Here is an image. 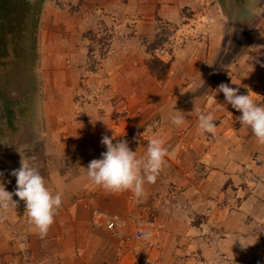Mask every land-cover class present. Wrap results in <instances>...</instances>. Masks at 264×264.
<instances>
[{"label": "crops", "instance_id": "1", "mask_svg": "<svg viewBox=\"0 0 264 264\" xmlns=\"http://www.w3.org/2000/svg\"><path fill=\"white\" fill-rule=\"evenodd\" d=\"M205 3L46 0L40 21L43 96L37 124L18 130L14 118L11 131L5 129L0 136V150L9 160L0 159V169H6L0 184L6 191L16 190L11 172L21 167L23 158L38 169L53 194H62V204L44 238L26 209L22 217L12 209L0 214V264H23L10 242L16 226L26 234L27 241L17 250L24 251V259L28 252L25 264H106L111 253L121 255L116 264H128L134 258L124 250L122 235L107 229L113 216L162 225L163 241L151 264H207L199 260L206 232L236 212L219 205V189L230 192L232 184L216 166L223 156L242 149L244 140L256 138L249 127L241 126L242 113L217 88L229 84L263 106L264 62L256 60L262 55L255 53L254 41L250 51L225 70L212 69L206 62L213 51L207 54L202 45L195 52L187 37L170 58L160 57L170 62L165 78H160L159 69L149 64L158 52L150 44L160 20L177 22L183 8L196 10ZM218 25L212 27V36ZM213 43L217 49L222 42L213 38ZM213 75L216 83L208 89V76ZM198 113L214 116L215 135L199 131ZM175 114L184 116L183 125L172 123ZM243 129L245 134L240 133ZM104 135L114 137L113 143L126 140L137 158L146 157L152 138L164 139L169 151L166 165L155 183L145 182L139 199L131 191L113 193L88 179V164L106 151L101 144ZM13 199L22 202L15 195ZM224 220L219 230L232 231L221 242V251L235 254L239 227H228Z\"/></svg>", "mask_w": 264, "mask_h": 264}, {"label": "rangeland", "instance_id": "2", "mask_svg": "<svg viewBox=\"0 0 264 264\" xmlns=\"http://www.w3.org/2000/svg\"><path fill=\"white\" fill-rule=\"evenodd\" d=\"M245 1L206 0L205 5H201L200 8L197 6L196 10L188 7L183 8L182 17L177 22L160 20L156 37L150 44V47L157 48L158 52H154L155 58L149 62L152 67L159 69V75H157L162 79L165 78L167 70L162 67L163 61L161 58L168 56L170 58L172 52L182 44L181 39L187 37H190L191 43L189 46L194 48L195 52L202 48V45H204L207 54H211L213 51L214 54L211 60L207 59L206 62V64L210 63L208 66H211L212 69L221 70L223 68L225 70L244 52L248 53L250 51L248 46L254 41H256L255 53H261L262 56L260 57H263L264 0H253L248 4ZM237 6L241 9H238ZM42 13L43 9L41 16ZM38 17L39 13L37 11L28 14L21 24H7L4 29L0 28V136L6 133L4 129L11 131L9 116L6 115L5 109L2 107L1 100L4 97L17 101L14 111L15 117L19 116L15 123L16 129L26 130L30 123H35L38 119L43 96L42 76L40 77L42 70L40 72L38 70L39 67H42L39 63L41 45ZM218 23L219 27L216 28V35L212 36V27ZM213 38L214 40L218 38L219 42H222L217 49L214 48ZM198 39H201L202 42H199ZM258 59L259 56L256 60ZM256 60H253L254 63H256ZM70 63L69 60L66 61L67 65H70ZM165 64L169 65L170 62ZM208 77L207 86L210 89L211 86L215 85L216 77L215 75ZM45 83L46 85L49 84L48 78H46ZM76 96L75 100L77 99ZM261 103L264 106V100ZM237 129H240V125ZM243 131L245 130L243 129L240 133ZM0 159L9 163L8 158L1 150ZM229 164L230 166L226 167ZM216 168L220 171L219 174L222 177L227 175L230 178V181L227 179L228 185L232 184L230 192L225 191V188L219 189L222 192L218 197L219 205H226L229 211L233 208V211L239 212L238 214L231 212V219L227 220L226 217H223L219 223L223 224L225 219L226 226L239 227L238 235L234 236L239 237V241H237L239 247L238 252L235 254H229L226 250L221 251V247L224 245L221 242L229 237L228 233L232 230H219L221 225L217 222L212 230L206 232L207 238L205 241L207 244H204V249H200L199 260L207 264H259V262H262L259 259H262L264 255V144H260L257 138H248L244 140L243 148L239 149L238 152L233 154L231 152L223 156ZM4 170L6 169H0V174L5 173ZM5 175L2 174L1 176ZM13 184L16 185L17 181H14ZM229 197H233V201L229 202ZM11 209L22 217L26 205L24 201L18 202L17 207ZM132 220L137 223L140 222L134 217ZM205 221H207V218H205ZM144 224L145 226L160 227L161 248V242L163 241L162 225L150 220L145 221ZM21 232L22 229L18 226L13 227L10 242L16 257H20L22 263L25 264L28 260V252L26 254L27 259H24L25 257L22 256L24 251H17L20 248L18 244L27 241L26 234ZM225 244L230 246L228 243ZM131 256L135 257L132 260L133 262L130 261L134 264L137 256L133 253H131ZM120 258V254L111 253L109 259L111 261L106 262V264H116L121 260ZM138 259L144 261L143 258L138 257ZM115 260L117 261L112 263ZM151 260L150 258L147 264H151Z\"/></svg>", "mask_w": 264, "mask_h": 264}, {"label": "clouds", "instance_id": "3", "mask_svg": "<svg viewBox=\"0 0 264 264\" xmlns=\"http://www.w3.org/2000/svg\"><path fill=\"white\" fill-rule=\"evenodd\" d=\"M222 92L226 101L242 115L238 118L241 126L249 127L260 144H264V106L254 102L250 94H239V88L221 83L217 88ZM171 121L176 126L184 124V116L175 114ZM198 129L200 132L215 135L217 125L212 114L198 113ZM114 137L104 135L101 144L106 151L101 158L93 159L87 166V177L96 186L107 191L118 193L131 191L136 198L144 195V184L155 183L157 176L166 165L169 155L163 138L155 137L148 142L145 158H137L136 151H132L126 140L120 139L113 143ZM2 175V174H0ZM16 177L17 187L14 192L5 190L0 184V214L8 213L17 207L13 196L19 197L26 205V213L30 222L44 238L54 217L62 204V194L53 192L46 186L44 177L38 169L23 158L21 167L11 172ZM146 233L145 236H149Z\"/></svg>", "mask_w": 264, "mask_h": 264}, {"label": "built area", "instance_id": "4", "mask_svg": "<svg viewBox=\"0 0 264 264\" xmlns=\"http://www.w3.org/2000/svg\"><path fill=\"white\" fill-rule=\"evenodd\" d=\"M107 229L122 235L124 250L137 256L134 264H147L153 252L160 248V227L145 226L144 222L137 223L132 220V217L119 218L113 216L107 223ZM146 233H150V235L146 237ZM138 257L143 258L145 262L139 261Z\"/></svg>", "mask_w": 264, "mask_h": 264}, {"label": "trees", "instance_id": "5", "mask_svg": "<svg viewBox=\"0 0 264 264\" xmlns=\"http://www.w3.org/2000/svg\"><path fill=\"white\" fill-rule=\"evenodd\" d=\"M45 2L46 0H0V28L4 29V26H6L7 24H21L28 14L30 15V13H34L37 11L39 13V27L41 11L44 7ZM259 60L264 62V55L263 57H260ZM161 65L163 68H165V70H167L169 67V65L167 64V66L164 62H162ZM263 257L262 259H259L260 261H262L261 263L259 262V264L264 263Z\"/></svg>", "mask_w": 264, "mask_h": 264}, {"label": "flooded vegetation", "instance_id": "6", "mask_svg": "<svg viewBox=\"0 0 264 264\" xmlns=\"http://www.w3.org/2000/svg\"><path fill=\"white\" fill-rule=\"evenodd\" d=\"M251 1H253V0H246L245 3H247V4L248 3H251ZM1 102H2V107L5 109L6 115H8L10 117V118L8 117V119L10 120V122L12 120H14V118L15 119H18L19 118V116L18 117L17 116L15 117V115H14V113H15L14 111H15V108H16V105H17L16 104L17 101H14L13 99L11 100V98H8V97H4L1 100ZM4 131H5V129H4Z\"/></svg>", "mask_w": 264, "mask_h": 264}]
</instances>
